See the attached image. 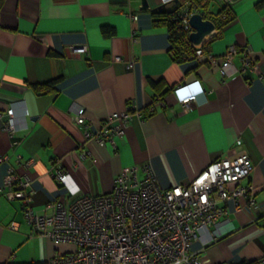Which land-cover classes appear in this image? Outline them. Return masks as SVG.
Returning <instances> with one entry per match:
<instances>
[{
    "label": "crops",
    "instance_id": "obj_1",
    "mask_svg": "<svg viewBox=\"0 0 264 264\" xmlns=\"http://www.w3.org/2000/svg\"><path fill=\"white\" fill-rule=\"evenodd\" d=\"M0 8V184L12 170L27 175L30 208L48 215L49 203L68 206L82 196L108 194L122 170L149 166L162 189L187 186L209 163L240 153L254 165L245 184L253 205L229 201L227 215L209 227L211 239L192 243L200 264L263 260L264 264V7L260 0H238L232 20L203 46L215 63H176L164 27H154L151 12L164 1L3 0ZM208 16L220 18V0H204ZM103 28L113 30L109 36ZM234 46L229 76L219 65ZM85 47L86 53L70 49ZM248 49L258 77L242 70ZM216 65V66H214ZM236 70V71H235ZM57 80L37 95L33 85ZM155 84L157 87H155ZM162 96L159 104L155 98ZM194 95L188 108L181 99ZM133 108L117 150L85 142L75 112L100 129L105 118ZM13 109L16 131L4 129ZM16 142V143H15ZM238 142L239 145H238ZM89 152L85 158L83 152ZM24 163H28L25 165ZM54 168L68 174L64 183ZM140 178L143 174H139ZM0 190V264H49L72 252L69 243L31 233L19 200ZM15 223V228L10 227Z\"/></svg>",
    "mask_w": 264,
    "mask_h": 264
},
{
    "label": "built area",
    "instance_id": "obj_2",
    "mask_svg": "<svg viewBox=\"0 0 264 264\" xmlns=\"http://www.w3.org/2000/svg\"><path fill=\"white\" fill-rule=\"evenodd\" d=\"M237 1L220 0V4L231 6ZM193 14L199 13L184 9L180 17L181 25L189 34L193 32L189 25ZM192 47L196 62L217 64L211 54L203 52V45ZM236 51L230 46L225 52L219 65L223 77L230 75L231 68L234 70L231 61ZM248 51H241L242 70L250 72V77H258V66L252 64ZM86 52L85 47L70 49L73 54ZM195 100L192 95L181 99L180 104L188 108ZM12 110H7L8 119L4 123L8 135L16 131ZM84 112L78 108L74 121L83 128L85 142L109 146L114 151L117 150L115 139L123 136L131 117L138 113L128 106L105 118L100 129H93L84 120ZM88 154L85 151L80 157ZM4 159L5 156H0V161ZM253 169L249 156L240 153L234 159L212 161L189 185L166 190L159 187L149 166L141 171L132 166L112 179L113 188L108 194L82 196L68 206L62 201L49 203L46 207H52V212L46 216L30 208L33 191L27 175L7 171L0 190L5 191L9 201L21 202L31 233L55 242L72 243V252L54 255L49 264H200L192 251V243L209 239V227L227 215L228 202L243 199L253 205L252 187L245 184ZM51 171L57 182L64 183L69 178L58 168ZM10 227L14 229L15 223H10Z\"/></svg>",
    "mask_w": 264,
    "mask_h": 264
},
{
    "label": "trees",
    "instance_id": "obj_3",
    "mask_svg": "<svg viewBox=\"0 0 264 264\" xmlns=\"http://www.w3.org/2000/svg\"><path fill=\"white\" fill-rule=\"evenodd\" d=\"M3 0H0V8L3 4ZM207 3L204 0H172L169 3L161 5L159 8L153 10L151 12V20L153 22L154 27H164L169 36V53L172 56V59L176 63H184V62H196L194 58V48L191 43L188 42L189 33L185 31L183 26L181 25V14L185 10L190 12L197 11L205 20H209L214 23L215 29H221L224 27L230 20H232V12L230 10V6H223L216 13V16L220 18V21L217 22V17L214 15L208 16V11L206 8ZM257 8L264 7V0H260L257 2ZM113 32L110 28H103L101 34L104 36H109ZM203 52L208 53V49L203 46ZM57 80H52L51 82L44 85H33V89L37 95H40L49 91L53 83ZM157 87L155 84H153ZM161 95H157L155 100L161 101ZM228 264H263V260L254 259V260H239L235 262H230Z\"/></svg>",
    "mask_w": 264,
    "mask_h": 264
},
{
    "label": "water",
    "instance_id": "obj_4",
    "mask_svg": "<svg viewBox=\"0 0 264 264\" xmlns=\"http://www.w3.org/2000/svg\"><path fill=\"white\" fill-rule=\"evenodd\" d=\"M148 6L147 0H141V10H146ZM189 25L191 27V32L189 34V41L193 46H200L203 44L202 41L206 37L214 36L215 34V25L209 20H205L201 14H193L189 17Z\"/></svg>",
    "mask_w": 264,
    "mask_h": 264
}]
</instances>
